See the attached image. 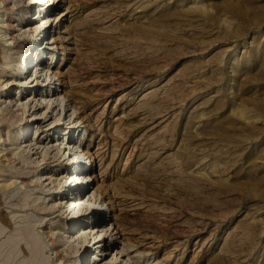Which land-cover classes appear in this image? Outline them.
<instances>
[{"label": "rangeland", "instance_id": "1", "mask_svg": "<svg viewBox=\"0 0 264 264\" xmlns=\"http://www.w3.org/2000/svg\"><path fill=\"white\" fill-rule=\"evenodd\" d=\"M28 1L10 2L25 35L0 39V264H264V0ZM31 135L89 153L104 227L68 220L72 152L30 155ZM80 228L102 248L58 240Z\"/></svg>", "mask_w": 264, "mask_h": 264}, {"label": "bare ground", "instance_id": "2", "mask_svg": "<svg viewBox=\"0 0 264 264\" xmlns=\"http://www.w3.org/2000/svg\"><path fill=\"white\" fill-rule=\"evenodd\" d=\"M18 1L19 0H0V39L2 41H6V42L11 41L12 43H16L21 37H23L25 35L27 30L29 29V26H27V28H25L26 24L24 22L19 23L17 20H14L13 19L14 17L11 14L12 13V11H11L12 6H10V2H12L13 6H14L15 3ZM41 1L42 0H29L28 2L30 3V6L31 5H37L39 10H40V9H42V7H44L46 5L45 2H41ZM55 1L56 0H53V2L51 4H49L48 7H50V5L53 6ZM60 2H64V0H57L56 5H58ZM25 4H26V2H25ZM69 13L70 12L68 10H61L57 14V18H55L56 21L57 22L62 21V20L65 21L66 18H69ZM37 28H38V26L35 27V29L33 31H36ZM43 32H44V29H43L42 33ZM49 32H50V30H49ZM42 44H43V41H41V43H40V48L45 49L42 46ZM41 49L39 51L35 52L36 62L38 63V64H36V67H38V68L40 66L42 67V65H43V61L40 57ZM15 51H17V50H15ZM32 53L33 52L31 51V49H27L24 52L26 57L28 55H31ZM45 70H46V68L43 67V69L41 71H45ZM47 71H50V68ZM3 72H4V70L1 73H3ZM37 79H38V76L36 74L34 80H37ZM8 83H10V82L8 81L7 84ZM44 85L50 86L51 82L46 81ZM22 86L23 87L25 86V91H23V96H24L26 93H28V91H26V89H29L31 87V85H27V84L25 85V83H19V88ZM17 91H19V90L17 89ZM36 91L38 93L39 90L37 89ZM32 92H33V90L31 89V91L26 96H30L32 94ZM57 94H58L57 90H55L53 92H52V90L45 92L46 96H51V97L56 96ZM0 102H3V101H0ZM16 105L18 106L17 110H21L23 112V114L28 112V110H30V108H31L29 103H24L23 100H19V99L16 100ZM0 111H2V108H0ZM30 116H31V119L29 122L35 121L34 124H38V123L41 124L43 122L41 117H38L36 115V113L32 112ZM29 122H27V123H29ZM55 124L56 123H54L52 125V128L50 129L49 132H52V130H55L56 128H58L59 124H56V126H55ZM63 133L69 134L70 130L67 132L64 131ZM49 134H51V133H49ZM73 136H74V134H73ZM15 138H17V137H15ZM60 139H62V140L57 144V139L50 138V136L43 138V139H38V138L36 139L33 137V135H31V137L29 139L22 141V143L23 142L29 143L23 149V151H28V153L30 155L41 153L44 156V160H46L45 158L47 156H49L54 151L56 152L55 156L59 155L61 152L64 155L65 151L67 152L66 155L68 153L72 152L73 158H71V160H69V161L63 160L62 162H59V165H61V167L64 168V171H63L64 174L65 173L69 174L68 178L73 176V180L71 181L70 185L69 186L64 185L66 188L65 190H70L73 192L72 194H76L75 196H79V197L71 200L69 202V205H67L66 208L64 206L63 207L59 206V207L61 208V210H63V208H65L64 213L68 212V214H67L68 220L71 221L73 224H75V227H77L78 225H82L83 223L85 225L87 224V226H88V224L90 222V221H88V219L91 217H95V218L97 217L96 221L92 224H94L95 226H97L99 224L102 227H104L106 222L104 219H100V215L102 214V210L98 209L97 206L92 205V203H95L98 200L96 199V201H94V194L86 193L87 188L85 187V184H87L91 180V175H89V169L81 167L82 163L80 162V160H82V155L87 154L88 157L90 155L88 152H84V150H81L80 147H78V145L74 144V141L72 140L71 135L69 136L68 139H64V138L59 137V140ZM18 148H21V146L19 145L17 147V149ZM5 156H9V153L8 154L6 153ZM69 157H70V155H69ZM59 160H61V159H59ZM49 171L52 172L54 170H49ZM61 172H62V170H61ZM51 176H53V175H51ZM51 176L49 178H45V182L49 181L48 184L46 185V187L48 185H51L55 180L58 184L57 188L60 189V187L62 186L60 183L61 178H59V179L56 178V179L52 180ZM42 178L43 177L38 178L37 181H40ZM31 182H35V180H31ZM20 183L23 186H26L27 184H29L26 179L21 181ZM42 183L44 185V182H42ZM65 184H66V182H65ZM57 195H58V193H57ZM66 197H67L66 193L63 192L59 197V203L60 204L64 203V200L66 199ZM99 202H100V200H99ZM86 204H89L92 208L86 207L85 206ZM102 205H104V204H102ZM56 206L57 205L55 203V204H52V206H50V208H55ZM73 231L74 232L71 233L70 235H61V234L57 235L58 240L60 241V240H63V238L67 237L68 239L64 245L65 246L67 245L69 247L70 243H75L78 239H80V241H78V243H81V248L79 250H81L82 248L85 247V251H86L95 245H97V248H102V242H104V239H105L104 235L103 236L100 235L99 237L94 238L92 236V234L90 233L91 231H86L85 229H81V228L79 230H73ZM45 233L46 234L49 233L50 236L46 235L48 237V239H51V238L54 239V237L56 235L51 230H49V232L45 231ZM67 234H68V232H67ZM110 235L111 234H109L108 236H110ZM77 248H79V247H77ZM91 259L93 261H90L88 258L85 257L83 259V264H101L100 263L101 259L99 257L95 256L94 254H93V256H91ZM112 261H113V256L111 257V259L109 261H106L105 264H111ZM78 264H80L79 260H78Z\"/></svg>", "mask_w": 264, "mask_h": 264}]
</instances>
